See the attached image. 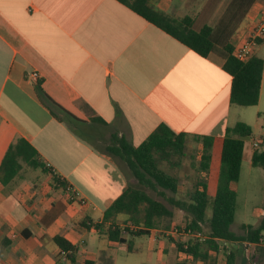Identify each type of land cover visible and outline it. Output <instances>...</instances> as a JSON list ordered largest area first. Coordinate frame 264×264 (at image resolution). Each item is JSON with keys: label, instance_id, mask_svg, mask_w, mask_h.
<instances>
[{"label": "crops", "instance_id": "1", "mask_svg": "<svg viewBox=\"0 0 264 264\" xmlns=\"http://www.w3.org/2000/svg\"><path fill=\"white\" fill-rule=\"evenodd\" d=\"M147 2L172 18L190 17L196 30L212 27L217 46L232 48L250 35L264 9V0ZM262 48L264 40L253 55L264 60ZM223 63L213 53L196 54L118 0H0V164L9 146L23 139L47 170L22 164L7 184L0 172V264H70L55 236L76 249L77 264H109L116 246L127 250L104 233L111 223L126 225L127 215L104 221V212L135 184L127 165L107 150L112 136L137 147L164 124L184 135L183 158L195 159V165L202 139L211 138L208 172H196L207 192L226 129L244 122L252 135L245 140L240 174L244 157L253 167V152L264 148V118L258 116L264 113V70L251 123L230 102L231 76ZM33 72L36 82L29 80ZM37 87L68 115L58 111L55 117L39 101ZM164 172L183 178L186 192L191 190V171ZM53 176L70 187L74 200ZM262 212L256 213L259 220ZM156 232L148 231L145 245L156 254L153 264H175L185 256L176 251L174 235L161 238ZM121 237L136 251L133 237Z\"/></svg>", "mask_w": 264, "mask_h": 264}, {"label": "trees", "instance_id": "2", "mask_svg": "<svg viewBox=\"0 0 264 264\" xmlns=\"http://www.w3.org/2000/svg\"><path fill=\"white\" fill-rule=\"evenodd\" d=\"M118 1L196 54L204 57L213 53L221 57L224 60V71L231 76V104L240 107L257 104L264 60L255 55L244 62L235 59L231 54L232 46H217L212 27L203 25L196 30L193 20L188 16L180 19L172 18L150 7L148 0ZM36 94L39 101L47 106L55 117L59 118L58 111L63 115H68L48 99L39 87L36 88ZM258 116L264 118V113H259ZM251 135V127L244 122H236L226 129L220 153L216 191L213 197L208 196L205 180L200 178L194 181L190 191L178 197V178L167 174L158 166L159 161L169 162L172 157H177L179 160L183 157L184 135L175 134L162 124L137 147L131 146L122 137L112 136L107 150L127 165L137 186L129 187L104 212V221L110 220L116 214L127 215L124 227L120 228L111 223L106 228L104 233L107 239L111 242L126 244L127 250L131 252V243L121 236L147 235L150 229L159 226L160 220L171 219L172 208H175L184 213L186 230L203 234L202 227H206L203 240L189 238L185 243H175L178 253L192 260H198L205 259L209 252L217 253L219 242L248 243L254 245L252 261H264V243H262L264 242V212L255 226L243 224L242 234H235L230 230L237 197L231 185L239 181L245 140ZM202 144V153L195 168L197 173H207L211 161L212 139L204 137ZM35 155V150L23 139L10 145L0 164L1 182L3 184L10 182L22 168V164L47 171L35 160ZM251 165L264 170V148L253 152ZM53 181L65 190L68 188L66 183L56 176H53ZM145 189L154 192L163 201L150 197ZM207 211H210L209 217H207ZM93 226L96 230L102 229V224ZM53 241L61 252L66 254L70 264H77L75 262L76 249L67 240L61 236H55ZM81 264L95 263L85 260ZM175 264L192 263L183 259ZM226 264H234L232 251L226 255Z\"/></svg>", "mask_w": 264, "mask_h": 264}, {"label": "rangeland", "instance_id": "3", "mask_svg": "<svg viewBox=\"0 0 264 264\" xmlns=\"http://www.w3.org/2000/svg\"><path fill=\"white\" fill-rule=\"evenodd\" d=\"M259 56H264V48H262ZM239 109L246 111L243 120L251 123L255 122V106L239 107ZM246 153L247 148L245 147L244 155ZM182 158L179 160L177 157H172L169 162L159 161L158 166L163 171H167L172 174L191 171L193 173L194 183L195 179H197L195 159L192 161L189 157ZM191 161L193 163L192 167L189 166ZM218 168L219 161L217 160L211 167L209 186L207 190L209 197H213L215 194L214 180L216 175H214V171L216 170L217 172ZM182 179L183 178L179 180V184L182 186V191L180 194L178 193V197H182L184 195L186 192L185 188L188 185L184 182V179ZM134 186H137L136 181ZM145 191L150 197L163 201L162 198L156 196L154 192L148 189H145ZM235 192L237 196L236 207L230 230L235 234H242L243 231L241 226L243 224L255 226L259 222V217L256 215L258 209H264V170L259 167L249 166L246 157H244L243 160L239 181L235 184ZM172 212L173 216L171 219H162L159 221V226L155 228L157 232L154 235L156 237L163 235L161 238H168L165 233L176 228L178 229V232H180L179 235H174L177 239L176 242L185 243L189 238H193L185 232L186 230H183V227H185V215L182 211L175 208H172ZM209 216L210 211H207V217ZM139 226H141V224ZM205 231L206 227H202L203 234ZM203 234L201 235L205 237ZM147 241V235L133 237L132 248L136 251L131 253L127 252L123 246H116L112 250L109 264H153L156 254L155 252H151V254L146 252L145 245ZM160 241L162 243L166 242L164 239H161ZM219 248L220 250L217 253L212 252L208 254L205 259L192 260L190 257L184 256L181 257V260L185 259L192 264H226V255L232 251L234 253V264H264V261L253 262L252 248H250L249 251H246V247L243 244L227 243L224 245L223 242H219ZM171 261H173V259H171Z\"/></svg>", "mask_w": 264, "mask_h": 264}, {"label": "built area", "instance_id": "4", "mask_svg": "<svg viewBox=\"0 0 264 264\" xmlns=\"http://www.w3.org/2000/svg\"><path fill=\"white\" fill-rule=\"evenodd\" d=\"M260 40H264V9H262L254 22V25L252 27L251 33L250 35L244 39L239 41L235 47H233L232 50V56L239 60V61H247L249 58H251L253 56V51L255 46L257 45L258 41ZM39 79V75L37 72H33L29 75V80L32 82H36ZM254 147H256V143L253 144ZM67 194L69 195V198L71 200H74L76 195L75 193H73L70 189V187H68L66 189ZM78 203L80 205H84L85 201L78 199ZM183 230H186L185 227H183ZM188 235H191L193 238L199 239V240H203L205 237H203L201 235V233H193L189 230L185 231ZM166 234L169 235H179L180 232H178V229H173L172 231L166 232ZM246 247V251H249L250 248H252V254H253V249H254V245L253 244H248V243H244L243 244ZM63 253V252H62ZM63 255H66L65 253H63Z\"/></svg>", "mask_w": 264, "mask_h": 264}]
</instances>
